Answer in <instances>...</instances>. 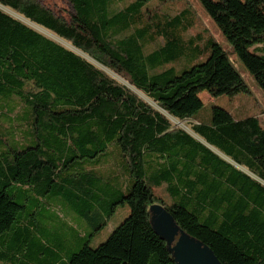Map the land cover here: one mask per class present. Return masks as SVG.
I'll return each instance as SVG.
<instances>
[{
	"label": "trees",
	"instance_id": "1",
	"mask_svg": "<svg viewBox=\"0 0 264 264\" xmlns=\"http://www.w3.org/2000/svg\"><path fill=\"white\" fill-rule=\"evenodd\" d=\"M64 1L69 9L61 16L37 0H0V262L175 264L150 224L149 208L157 204L220 264H264L259 118L213 107L209 123L192 122L201 93L250 94L221 46L208 38L202 63L178 76L152 74L188 51L200 53V35L185 37L193 24L183 14L144 8L149 0ZM199 2L264 94V55L248 51L264 42V0ZM153 43L160 46L145 56ZM110 147L131 179L111 208L125 204L129 215L105 243L92 249L84 242L62 258L64 246L52 243L37 220L39 204L48 193L64 195L97 230L105 186L82 167ZM163 184L171 203L153 193ZM12 188L36 196L35 212L22 215Z\"/></svg>",
	"mask_w": 264,
	"mask_h": 264
},
{
	"label": "rangeland",
	"instance_id": "2",
	"mask_svg": "<svg viewBox=\"0 0 264 264\" xmlns=\"http://www.w3.org/2000/svg\"><path fill=\"white\" fill-rule=\"evenodd\" d=\"M41 5L52 10L55 14L65 16L69 9V5L64 0H37ZM163 0H149L144 8L153 9L158 7L161 14L174 17L183 14L187 21L192 22V29L185 34V37H192L200 35L196 39L195 45L199 48L200 53H193L188 51L184 56L177 59L164 62L161 66L157 67L152 74H160L165 71H171L176 76L180 75L183 71L189 70L191 67L198 65L206 60L208 52L206 51L208 38L213 40L221 46L227 58L229 59L233 68L244 79L249 87L250 94H239L232 98L221 96L217 98H210L207 94L201 93L203 96L209 98L202 100V108L193 115L192 122L197 121L200 123H209L211 118V109L213 107L220 108L230 113L234 118H248L257 116L260 118V125L264 128V94L260 88L256 85L253 78L243 67L238 60L231 46L222 37L220 31L216 25L211 21L206 12L203 10L199 0H167L162 3ZM216 1V0H213ZM244 1V0H241ZM9 13V12H8ZM11 14V13H10ZM13 15V14H11ZM16 17L15 15H13ZM18 18V17H16ZM22 20L21 18H18ZM23 21V20H22ZM42 34L55 39L54 36L37 28ZM58 41V40H56ZM160 45L153 43L144 50V55H148L156 50ZM248 51L258 56L264 55V42L261 44L248 47ZM112 78L128 86V83L121 77L110 74ZM173 124L176 127H181L188 131V128L184 123L176 122L173 120ZM111 150L101 157L100 160L93 163H84L82 169L92 171L96 176L100 177L102 185L105 186L102 192L105 194L103 200L104 210H99L100 218L94 220V225L97 230H94L91 225L79 216L77 208L74 206L76 203L73 200L67 199L64 195L50 196L48 193L46 199L42 200L39 204V210L37 212V220L40 224L46 226L47 238L55 244H62L64 246L61 257L67 258L69 254L75 252L79 244L86 242V244L95 249L99 245L105 243L113 231L127 218L129 215V208L127 205L117 204L111 208V204L115 202L118 193L127 194L131 187V179L125 169L124 162L119 156V153L110 147ZM215 152V151H214ZM216 153V152H215ZM77 169V168H76ZM72 168L69 171L76 170ZM167 186L165 184L153 187V193L159 199H162L166 203H171L172 200L169 193L166 191ZM13 195V200L18 204L24 205L23 216L31 212H35L34 206H32L33 199L36 197L33 193H22L15 188H12L9 192ZM26 196L27 201H24ZM101 203V202H100ZM109 209H113L109 212ZM75 230L77 233H75ZM82 237L81 241H78L76 237ZM0 264H10L0 262Z\"/></svg>",
	"mask_w": 264,
	"mask_h": 264
},
{
	"label": "water",
	"instance_id": "3",
	"mask_svg": "<svg viewBox=\"0 0 264 264\" xmlns=\"http://www.w3.org/2000/svg\"><path fill=\"white\" fill-rule=\"evenodd\" d=\"M149 212L152 229L166 243L175 264H220L210 248L181 230L162 206L151 205Z\"/></svg>",
	"mask_w": 264,
	"mask_h": 264
},
{
	"label": "crops",
	"instance_id": "4",
	"mask_svg": "<svg viewBox=\"0 0 264 264\" xmlns=\"http://www.w3.org/2000/svg\"><path fill=\"white\" fill-rule=\"evenodd\" d=\"M202 98H203V99H207L205 96H203ZM260 116H261V115H259V113H258V115H257L256 117H258L259 120H262V118H260ZM263 121H264V119H263Z\"/></svg>",
	"mask_w": 264,
	"mask_h": 264
}]
</instances>
